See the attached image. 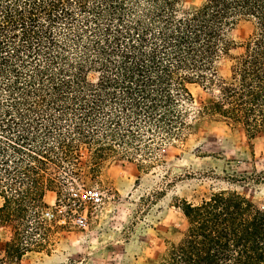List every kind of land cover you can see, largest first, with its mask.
<instances>
[{"label":"trees","instance_id":"1","mask_svg":"<svg viewBox=\"0 0 264 264\" xmlns=\"http://www.w3.org/2000/svg\"><path fill=\"white\" fill-rule=\"evenodd\" d=\"M187 1L0 0V223L17 240L63 171L100 177L121 150L141 170L183 143L194 85L219 90L200 118L264 132V0ZM184 204L155 264H264V205L229 190Z\"/></svg>","mask_w":264,"mask_h":264},{"label":"rangeland","instance_id":"2","mask_svg":"<svg viewBox=\"0 0 264 264\" xmlns=\"http://www.w3.org/2000/svg\"><path fill=\"white\" fill-rule=\"evenodd\" d=\"M204 2L188 0L187 7ZM244 34L235 32L238 38ZM230 68V59H223L221 75H229ZM192 89L195 103L183 143L162 146L141 170L121 150L100 177L86 168L79 174L63 171L56 190L46 192L47 206L38 208L39 221H28V238L16 239L17 221L0 223V264H155L189 225L181 207L185 201L199 203L229 190L264 205V132L251 139L243 127L200 118L219 90ZM79 215L86 216V227L69 222Z\"/></svg>","mask_w":264,"mask_h":264},{"label":"built area","instance_id":"3","mask_svg":"<svg viewBox=\"0 0 264 264\" xmlns=\"http://www.w3.org/2000/svg\"><path fill=\"white\" fill-rule=\"evenodd\" d=\"M46 215L50 219L55 218V213L53 211L47 210ZM71 220L72 221H69V222H73L74 224H76L77 226H80V227H86V225H87L86 216H83V215L75 216L74 219H71ZM62 221L66 222V219H62Z\"/></svg>","mask_w":264,"mask_h":264}]
</instances>
